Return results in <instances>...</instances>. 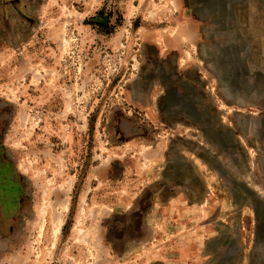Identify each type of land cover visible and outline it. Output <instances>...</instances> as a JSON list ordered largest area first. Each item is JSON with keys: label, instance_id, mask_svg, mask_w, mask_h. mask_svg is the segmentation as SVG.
Returning a JSON list of instances; mask_svg holds the SVG:
<instances>
[{"label": "rangeland", "instance_id": "obj_1", "mask_svg": "<svg viewBox=\"0 0 264 264\" xmlns=\"http://www.w3.org/2000/svg\"><path fill=\"white\" fill-rule=\"evenodd\" d=\"M0 264H264V0H0Z\"/></svg>", "mask_w": 264, "mask_h": 264}, {"label": "trees", "instance_id": "obj_2", "mask_svg": "<svg viewBox=\"0 0 264 264\" xmlns=\"http://www.w3.org/2000/svg\"><path fill=\"white\" fill-rule=\"evenodd\" d=\"M99 13H100V11H99ZM118 23V22H117ZM93 24H94V22H93Z\"/></svg>", "mask_w": 264, "mask_h": 264}]
</instances>
